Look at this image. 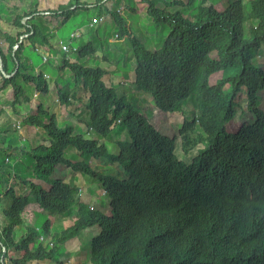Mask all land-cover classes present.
I'll list each match as a JSON object with an SVG mask.
<instances>
[{
    "label": "trees",
    "instance_id": "obj_1",
    "mask_svg": "<svg viewBox=\"0 0 264 264\" xmlns=\"http://www.w3.org/2000/svg\"><path fill=\"white\" fill-rule=\"evenodd\" d=\"M159 1L140 0L149 18L167 28L157 50L139 42L126 20L110 9L109 0H97L95 7L70 0L50 11L60 23L77 11L109 14L118 40H128L133 56V81L125 79L124 84L129 83L133 93L150 94L161 120L183 106L191 115L176 136L163 135L139 109L134 94L129 100L120 87L110 85L109 66L99 65L100 58L109 63L105 55L95 59V66L80 63L84 56L96 58L92 42L72 51L75 61L59 46L63 55L55 69L72 74L66 87L58 88L59 101L65 106L72 104L70 99L80 101L71 86L88 95L86 135L75 133L71 123L59 127L41 104L38 119L32 109L20 116L23 125L45 129L48 145L30 152L21 146L14 155L2 149L4 162L15 157L13 175L28 191L16 196L9 188L1 198L9 196L10 204L1 208L6 223L0 230V264H9L8 259L12 264L51 261L61 244L92 227L96 233L85 250L90 264H264V111L258 108L259 92L264 99V61H259L264 59V0H188L185 13L167 9L181 2L161 8ZM34 17L23 25V17L15 16L12 24L25 30L14 37L0 32V40L8 45L6 53L0 47L4 73L9 75L18 64L13 76L2 78L0 91L11 86V108L18 116L16 105L30 101L22 84L43 94L49 91L43 72L27 74L20 57L22 35L33 48L46 45L52 52L51 31L43 23H32ZM7 57L14 64L12 71ZM242 94L252 120L245 119L232 132L230 124L243 108ZM115 132H123L124 138L109 148L107 141ZM177 136L184 153L201 145L190 163L175 154ZM13 142L8 143L11 150ZM92 159L104 160V171L92 167ZM57 165L96 180L102 188L96 201L109 213L89 208L92 195L81 191L78 178L70 184L52 177ZM109 165L121 177L108 173ZM29 205L40 209L32 213L34 224L24 219ZM72 214V225L64 229L52 227L48 219ZM22 226L26 232L16 238L15 230ZM48 235L52 245L45 248L40 237Z\"/></svg>",
    "mask_w": 264,
    "mask_h": 264
},
{
    "label": "rangeland",
    "instance_id": "obj_2",
    "mask_svg": "<svg viewBox=\"0 0 264 264\" xmlns=\"http://www.w3.org/2000/svg\"><path fill=\"white\" fill-rule=\"evenodd\" d=\"M19 6L13 7L8 6L9 3L6 1L0 0V10L6 15L11 16L20 13L23 11L30 10V12L34 11L40 0H18ZM70 0L60 1L63 5H66ZM97 0H91V3H86L93 5ZM110 1V9L118 11V14L124 18L127 24L131 27L133 32L135 33L139 42H142L147 49L149 50H157L162 45L164 38L167 35V28L156 24L153 22L151 18L146 14V7L140 2V0H109ZM172 1L181 2L183 5L178 4L174 7H168L167 9L170 11L179 10L181 12H186L188 8L184 3H187L188 0H161L158 2L157 6L161 8H165L166 4ZM218 0H209L211 4H214ZM222 4H224L225 0H220ZM85 2V1H84ZM201 0H195V4H199ZM27 6H26V5ZM132 8V10H129ZM57 7L55 8V10ZM53 13V12H52ZM45 14V13H43ZM43 14H31L34 15V19L32 23L36 26L39 23H43L49 31L52 32V38L60 39L64 45H69L67 58L71 61H75L76 54L72 52L71 49H76L79 47H84L88 40H92L95 54L105 55L110 62V70L109 73V81L110 85H117L120 87L121 91L126 92L128 99L132 98V94H134L137 106L144 113L145 117L152 121V125L154 128L161 132L163 135L168 137H174L177 135L178 130L182 126L183 121L186 117L191 115L190 109H185L187 106H183L180 111L167 113L164 118L161 120L159 113L156 111L153 100L150 94L136 92L133 93L131 85L124 84V80L133 81V56L131 52V48L129 46L128 40L126 38H121L118 40L116 36V28L114 27L112 20L109 14L103 13L101 16L103 17V21L101 24H98L94 28H89L88 24L92 19L97 20L98 16L95 15V12H84L77 11L70 18H68L65 22L60 23V19L54 16H44ZM27 17V18H29ZM23 19V18H22ZM27 20L26 22H29ZM86 21V25L83 28L81 27V23ZM82 30V32H81ZM97 32V33H96ZM86 33L87 35H84ZM96 33V34H95ZM76 34L75 39H71L70 35ZM83 34V35H82ZM28 41V40H27ZM116 47V48H115ZM40 49V48H39ZM39 51V50H38ZM35 51L30 43H25L23 46L22 53L20 54L21 59L23 60L24 66L27 68V74L31 72L36 75L39 70L45 72L43 73L45 79L49 86V91L47 94L40 93L35 90L32 85L29 83L22 84L25 88V96L30 99V101L21 102L20 105H16V110L19 113V116L16 115L11 108V86L8 85L4 90L0 91V230L2 225L6 223V219L4 218L1 208L2 206L8 209L10 204V197L7 196L5 199H1L3 195L6 193L7 189H13L16 196H21L26 193L27 188L22 185L19 179H16L13 174L15 172L12 169V165L15 163L16 159L13 156H10L9 160H5L4 162V151L5 149L7 153L12 155L18 153V147L23 146L25 151L30 152L31 148H37L40 145H48V134L45 129L39 127L37 125L30 126L29 124L23 125V120L20 116H28L30 109H32L36 115V119L39 117V113L36 111L39 104H41L46 110L47 114H53L55 116L57 125L59 127L65 126L67 123H71L75 128V133H79L82 135H86V128L84 122L87 119L86 112V102L88 99V95L79 91L78 88L71 86L70 92L75 94L76 97L80 99V101L74 102L72 99L70 101L72 104L70 106L62 105L59 101L58 96V88L66 87L68 80H72V74L68 69L58 72L53 64L54 61L49 60L48 54H41L39 51ZM44 53V52H43ZM46 57V62L42 60V56ZM63 54L61 53V56ZM87 56H84L80 63L90 64L91 66L96 65L95 56L90 55V63H87ZM8 60V68L12 66L11 58L7 57ZM49 61V62H47ZM60 61V60H59ZM260 62H263L264 59L260 58ZM105 62L102 60L101 66H109V63L104 65ZM17 67V63L15 69ZM9 68V69H10ZM109 69V67H107ZM12 74L9 72V75ZM126 76V77H125ZM6 78L0 71V86L3 83L2 78ZM220 77V73L212 76L211 82H215ZM120 84H123L120 86ZM260 103L258 108L264 111V99L263 94L259 92ZM241 107L237 112L235 120L230 124V130L233 132L236 129L240 128V124L247 118L252 120V115L248 113L245 109V96L242 94ZM187 105V104H186ZM190 107V106H189ZM47 116H43L42 119H46ZM124 133H112L111 137L107 141V145L109 148L111 144L119 139L124 138ZM14 139L15 142L11 145L12 150L9 147L8 143ZM14 143L16 145H14ZM175 154L180 159L186 163H190L194 156L197 154L198 148L201 147L199 145L197 148L193 149L188 153H184L180 146V138L177 136L175 141ZM114 151V149H113ZM90 164L94 168H98L100 171H104L105 161L104 160H94L92 159ZM107 172L110 174H121L115 166L109 165L107 166ZM29 176H27V179ZM52 177H59L64 179L66 182L70 184L73 183L74 178H78L77 184L80 186L81 191L86 190L89 194L92 195V198L89 203V208L92 210H99L106 214L109 213L108 207L102 203L96 201L98 197L101 195V185L94 179L88 176L79 175L77 173H68V169L64 165H57L53 169ZM36 183H41L40 181L34 180ZM45 189H48L49 186L46 183H41ZM35 211H40V209L35 205H29L25 208L26 216L25 222L27 224H31L35 222ZM68 216L64 217H48L51 220L52 227L58 226V228H66L72 225L73 218ZM31 221V222H30ZM32 224V225H33ZM26 226L17 227L15 230V237L19 238L22 234L26 232ZM57 228V227H56ZM53 233V232H52ZM96 233V228H90L83 230L79 236L73 240L65 242L59 246V250L55 249L54 257L51 261H29L26 264H90L86 259L85 250L88 248V244L92 237ZM52 235V234H51ZM51 235L40 237V241L43 247H50L52 244ZM20 254H17L16 257H19ZM9 264H12L8 259L6 260Z\"/></svg>",
    "mask_w": 264,
    "mask_h": 264
},
{
    "label": "crops",
    "instance_id": "obj_3",
    "mask_svg": "<svg viewBox=\"0 0 264 264\" xmlns=\"http://www.w3.org/2000/svg\"><path fill=\"white\" fill-rule=\"evenodd\" d=\"M2 1H6L7 3H9L8 4V6H13V7H18L20 4H19V1L18 0H2ZM60 1H67V0H40L39 2H38V4H37V6L34 8L35 10L34 11H36L35 13H34V15L37 13V14H39V15H41V14H43V13H45V14H43L44 16H52V12H50V11H54L55 10V8L56 7H58L59 5H63V4H60V3H63V2H60ZM81 2H88V3H91V0H80ZM104 2L106 1V0H103ZM98 3H97V1H96V3H94L93 5L94 6H92L91 4H89L91 7H95L96 5H97ZM26 5V4H25ZM27 6V5H26ZM109 7H110V4H109ZM101 8H103L104 9V7H101ZM91 11V10H90ZM30 12V10H29V8H28V10H27V12L26 11H23L22 10V12H20V13H16V14H14V15H12L11 14V16H6L3 12H2V10H0V32H2V33H8V34H10L12 37H14L17 33H22L24 30H25V28L24 27H16V26H14L13 24H12V22H13V19L15 18V16H17V15H19V16H22L23 17V19H21V24H28L30 21H31V19H32V17H34V15H32V16H25V15H27L28 13ZM92 12H95V15L97 14V11H96V9H94V10H92ZM27 17H29V18H27ZM27 20H30L29 22H26ZM44 25V24H43ZM45 26V25H44ZM26 27V26H25ZM28 27V26H27ZM84 26H82V27H80V28H83ZM50 32V31H49ZM81 32H82V30H81ZM84 35H87L86 33H83ZM82 34V35H83ZM96 34V33H95ZM22 36H24V35H22ZM21 36V37H22ZM73 36V34H71L70 35V38ZM54 37H55V35H54ZM54 37L52 38V32H51V38H50V48H52V52H50L49 50V48L45 45H40V44H36V46L35 47H38V50L41 52V54H45V52L48 54V56H49V59H51V61H54V65L56 66L58 63H59V60L61 59V53L59 52V46H60V44L61 43H63V42H61V40L60 39H54ZM77 37V36H76ZM75 37V38H76ZM21 43H23V46H24V44L25 43H29V41H27L28 39H25V38H21ZM20 41V40H19ZM87 41V43H89V42H92V40H86ZM7 43L6 42H4V41H2V39L0 40V47H1V49L3 50V52L4 53H6V51H7ZM40 48V49H39ZM116 48V47H115ZM34 50H35V48H34ZM54 50H56V51H54ZM44 52V53H43ZM103 56V54H101V55H98V56H96V58L95 59H99L100 57H102ZM22 60V59H21ZM100 61H102V59L100 58L99 59ZM23 61V60H22ZM87 63H90V60H88V58H87ZM47 62H49V61H47ZM102 63V62H101ZM106 64H108V63H105L104 65H106ZM90 65V64H89ZM13 67H14V64L12 63V66H11V68L9 69L10 71H12L13 70ZM15 70V69H14ZM109 70H110V62H109ZM39 71H41V70H39ZM14 72V71H13ZM43 72V71H42ZM43 73H45V72H43ZM46 74V73H45ZM134 75V74H133Z\"/></svg>",
    "mask_w": 264,
    "mask_h": 264
},
{
    "label": "built area",
    "instance_id": "obj_4",
    "mask_svg": "<svg viewBox=\"0 0 264 264\" xmlns=\"http://www.w3.org/2000/svg\"><path fill=\"white\" fill-rule=\"evenodd\" d=\"M102 21H103V17H102V16L98 17L97 20L92 19V20L90 21V23L88 24V27H89V28H94V27L97 26L98 24H101ZM75 36H76V34L73 35L72 37H75ZM25 37H26V35H25ZM72 37H71V38H72ZM69 45H70V44H68V45H64V43H61V44H60V48H61V50H62L63 52L67 53V52H68ZM71 50H72V51H75L76 49H71ZM35 51H38V47H35ZM38 52H39V51H38ZM42 60H43L44 62H46V57H45L44 55L42 56Z\"/></svg>",
    "mask_w": 264,
    "mask_h": 264
},
{
    "label": "water",
    "instance_id": "obj_5",
    "mask_svg": "<svg viewBox=\"0 0 264 264\" xmlns=\"http://www.w3.org/2000/svg\"><path fill=\"white\" fill-rule=\"evenodd\" d=\"M21 38H22V37H21ZM21 38H20L19 43H21V41H22ZM17 48H18V44H17L16 46H14V50L17 49ZM14 52H15V51H13V55H14ZM17 70H18V64H17V67H16V69L14 70V72H12V74H10V75L5 74L4 71H3V68H2V61H1V58H0V71H1V73H2L6 78H10L11 76H13V75L17 72ZM1 261H2V259H1Z\"/></svg>",
    "mask_w": 264,
    "mask_h": 264
},
{
    "label": "clouds",
    "instance_id": "obj_6",
    "mask_svg": "<svg viewBox=\"0 0 264 264\" xmlns=\"http://www.w3.org/2000/svg\"><path fill=\"white\" fill-rule=\"evenodd\" d=\"M20 38H21V37H20ZM23 38H27V35H26V37H25V35H24V36H22V39H23ZM71 39H72V38H71Z\"/></svg>",
    "mask_w": 264,
    "mask_h": 264
}]
</instances>
